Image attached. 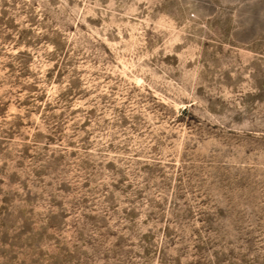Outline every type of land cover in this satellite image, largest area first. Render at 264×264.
I'll list each match as a JSON object with an SVG mask.
<instances>
[{
	"label": "rangeland",
	"instance_id": "374dc122",
	"mask_svg": "<svg viewBox=\"0 0 264 264\" xmlns=\"http://www.w3.org/2000/svg\"><path fill=\"white\" fill-rule=\"evenodd\" d=\"M0 264H264V0H0Z\"/></svg>",
	"mask_w": 264,
	"mask_h": 264
}]
</instances>
